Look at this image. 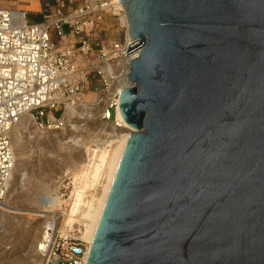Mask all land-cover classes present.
<instances>
[{
    "label": "water",
    "instance_id": "1",
    "mask_svg": "<svg viewBox=\"0 0 264 264\" xmlns=\"http://www.w3.org/2000/svg\"><path fill=\"white\" fill-rule=\"evenodd\" d=\"M133 131L85 264H264V0H120Z\"/></svg>",
    "mask_w": 264,
    "mask_h": 264
},
{
    "label": "built area",
    "instance_id": "2",
    "mask_svg": "<svg viewBox=\"0 0 264 264\" xmlns=\"http://www.w3.org/2000/svg\"><path fill=\"white\" fill-rule=\"evenodd\" d=\"M71 2L37 0L38 21L28 20L24 9L0 6V201L14 167L11 131L24 114L30 115L40 131H64L74 120L68 112L71 109L74 115L87 109L97 111L83 125L89 131L96 123L90 128L96 139L122 126L116 118L120 93L110 98L107 90L112 87V74L123 73V68H117L123 59L128 70L122 75L128 80L129 62L139 55L141 46L127 53L138 39H126L123 25V39L117 28L111 32V21L119 15L108 10L109 0H80L77 6ZM52 30L67 42L58 46ZM103 33L108 37L103 38ZM102 67L113 73L106 75ZM94 78L101 90L90 102L84 95ZM89 249L86 241L61 233L51 221L37 244L38 264H85Z\"/></svg>",
    "mask_w": 264,
    "mask_h": 264
},
{
    "label": "rangeland",
    "instance_id": "3",
    "mask_svg": "<svg viewBox=\"0 0 264 264\" xmlns=\"http://www.w3.org/2000/svg\"><path fill=\"white\" fill-rule=\"evenodd\" d=\"M31 1L18 0L17 3L22 5L19 6L21 9H36L34 10L36 13L33 10L26 13V18L33 21L37 15L39 16V6ZM71 1L72 6L80 4V0ZM7 4L9 2L0 0L1 6ZM23 4H27V7ZM14 5L16 4L14 3ZM111 10L119 15L111 21L114 27L111 32L117 28L119 37L123 39L125 31L123 26H128V22L125 21L126 14L116 7ZM127 31L128 28L125 31V37ZM109 33L110 31H108ZM51 34L53 39L58 41V46L67 42V39L55 37V31L52 30ZM102 37L107 38L108 36L103 33ZM95 78L90 80L89 89L84 95L85 99L90 102L100 93L97 91L101 90V86L97 85ZM83 112H77V114L80 113L78 116L81 117ZM77 114L74 116L77 117ZM84 123L80 119V126L72 130L73 135L79 140V145L75 149L78 156H85V147L94 145L97 140L90 133V128L95 127L96 123L92 122V125L88 127L89 131L83 129ZM18 126L16 125L12 129V134L17 139L13 144L17 167L15 166V172H13L12 183L5 197L0 201V264H38L37 249L30 247L31 230L35 229L34 231L40 232L44 221L49 220L51 216L38 202V197L46 189H55L53 183L62 176V181L56 192L62 198H68L71 190L70 177L78 157L77 155L75 157V154L71 157L74 151H59L50 146L53 142L66 140L68 130L39 131L29 117L23 120L22 125ZM45 145L48 149L44 148ZM57 215L58 224H60L63 216ZM39 236L41 237V234L38 233Z\"/></svg>",
    "mask_w": 264,
    "mask_h": 264
},
{
    "label": "bare ground",
    "instance_id": "4",
    "mask_svg": "<svg viewBox=\"0 0 264 264\" xmlns=\"http://www.w3.org/2000/svg\"><path fill=\"white\" fill-rule=\"evenodd\" d=\"M114 7L124 11L120 0H109L107 5L108 10L113 12L111 9ZM126 19L127 17H125V21L127 23L128 20ZM129 38V32L127 31L126 39ZM127 65V61L123 59L117 63V68L119 70L120 68H123L122 74H124L128 70ZM101 69L106 75L113 73L109 67H102ZM122 74L119 77L112 74V87L107 90V92L110 91L108 93L110 98H116V95L121 92L122 88L128 85L126 76ZM68 112L70 115L74 116V109H71ZM96 113L97 111L92 112V110L87 109L84 110L81 117L78 116L80 113L77 114V117L74 116V120L69 123L70 127L68 129V138L64 141H58L57 143L53 142L50 146L57 148L59 151H74L72 152L71 157L74 156V154L76 157L77 153L75 152V149L79 145V140L73 135L72 130L75 127L80 126V119L84 122L87 120L90 121ZM28 117L30 118L29 114H24L12 129H14L16 125H22L23 120ZM116 118L122 122V126L120 128L116 129L114 133H105L103 137L96 140L94 145L86 146L85 156L77 155L78 160L75 163L74 171L70 177L71 190L68 194V198L64 199L56 192L58 185L62 181V176L53 183L55 189H46L44 193L38 197V202L46 210V212L50 213L51 216L49 220L44 221V225L41 227L40 232L34 231L35 229L31 230V248L37 249V244L41 238L40 236L38 237V233L39 235H42V230H44L48 222L51 221L54 222L55 226L59 228L61 233L75 234L86 241L87 247L92 243L115 173L125 150L127 141L133 131L126 124H124L125 121L121 116L119 106L116 107ZM90 133L93 134L92 130H90ZM11 139L13 146L17 139L13 136L12 131ZM45 147L46 145L44 148ZM46 148L48 149V147ZM13 151L14 167L11 172L9 186L12 183L11 181L13 180L14 175L13 172H15L16 166V152L14 149ZM56 212L57 214L63 216L60 224H58V215Z\"/></svg>",
    "mask_w": 264,
    "mask_h": 264
},
{
    "label": "crops",
    "instance_id": "5",
    "mask_svg": "<svg viewBox=\"0 0 264 264\" xmlns=\"http://www.w3.org/2000/svg\"><path fill=\"white\" fill-rule=\"evenodd\" d=\"M6 2H9V4H7V5H5V6H3V7H11V8H19V6H22V5H20V4H18L17 3V1L18 0H5ZM33 1V2H32ZM31 1V3H33V4H35V5H37V2H34V0H32ZM36 1V0H35ZM14 3L16 4V5H14ZM1 6V5H0ZM23 6H25V7H27V4H23ZM21 9V8H20ZM24 10H26L27 12H29V10H33V12H35L36 13V11H34V10H36V9H24Z\"/></svg>",
    "mask_w": 264,
    "mask_h": 264
},
{
    "label": "trees",
    "instance_id": "6",
    "mask_svg": "<svg viewBox=\"0 0 264 264\" xmlns=\"http://www.w3.org/2000/svg\"><path fill=\"white\" fill-rule=\"evenodd\" d=\"M38 20H40V16L37 15V16L35 17V21H38Z\"/></svg>",
    "mask_w": 264,
    "mask_h": 264
}]
</instances>
